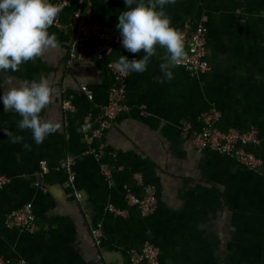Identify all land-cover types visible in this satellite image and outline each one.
Listing matches in <instances>:
<instances>
[{"label":"crops","instance_id":"obj_1","mask_svg":"<svg viewBox=\"0 0 264 264\" xmlns=\"http://www.w3.org/2000/svg\"><path fill=\"white\" fill-rule=\"evenodd\" d=\"M66 1L62 21L86 3L94 20L115 29L125 8L124 0ZM164 11L178 30L185 23L206 27L207 70L190 74L175 64L166 79L159 65L168 54L156 46L145 71L128 72L125 110L100 137L115 156V163L108 160L117 165L112 170L130 178L139 193L145 187L154 192L156 208L146 215L127 206V185L105 175L81 129L87 117L94 125L112 84L95 41L86 42L84 56L68 70L70 34L52 24L48 33L55 34L56 47L16 71L0 70V93L45 76L56 93L40 115L57 125L36 144L30 129L18 127L20 115L0 102V173L9 179L0 188V264L19 258L29 264H135L130 249L145 241L158 247V264H264V166L251 169L230 155L198 151L190 134L180 131L183 121L198 130L202 114L213 110L217 126H255L264 138V0H174ZM120 55L132 59L144 52L115 47L110 58ZM65 100L71 109L62 108ZM16 135L22 139L13 143ZM67 156L79 199L61 166ZM28 201L35 233L5 227L4 216ZM109 205L126 214L115 215ZM94 225L101 232L100 257L91 245Z\"/></svg>","mask_w":264,"mask_h":264},{"label":"built area","instance_id":"obj_2","mask_svg":"<svg viewBox=\"0 0 264 264\" xmlns=\"http://www.w3.org/2000/svg\"><path fill=\"white\" fill-rule=\"evenodd\" d=\"M53 3L61 5V11L54 20V26L64 29L70 34V42L65 61L66 69L70 70L73 62L81 59L85 54L86 42L95 41L94 53L103 58L106 67L112 78V84L107 91V101L101 106L99 117L94 125L90 124L89 117L85 118L81 124V129L91 152L98 160H102L101 169L109 178L112 177V165L108 161L114 158L112 152L105 149L100 137L102 133L109 128L115 118L125 110L123 102L125 83L128 72H120L116 69L114 61L110 54L115 47H123L120 43L119 32L107 25L94 20L90 15L89 6L86 3H79L71 12L67 21H62L61 12L67 6L66 0H52ZM182 34L185 44V55L176 65L183 68L190 74L202 73L208 68L204 58L206 27L201 24L190 25L185 23L179 30ZM84 94L91 99L92 93L85 85H81ZM63 109H71L70 102L65 100L62 103ZM219 118L217 111H206L202 114V124L198 130H192L188 122L180 123L182 134H190L191 142L198 151L210 150L224 153L235 158L243 165L256 169L264 166V157L255 153L253 147H259L264 138H260L255 126H249L245 129L235 127L221 128L216 125ZM73 160L70 156L65 157L61 166L66 173V182L76 199L80 198L79 192L74 187L75 174L72 168ZM43 168H46L43 165ZM264 175V171H263ZM9 179L0 173V188L3 187ZM38 185V183H36ZM128 207H136L137 211L146 215L156 208V199L154 192L150 187H145L143 195L137 196L130 189L124 193ZM108 209L115 215L126 214V210L117 209L112 205ZM3 225L7 228H17L28 234H34L36 225L33 222V208L31 202H25L19 207L9 211L3 218ZM91 245L97 257L101 256L99 250L101 245V232L98 225L90 228ZM130 260L135 264H158L159 250L154 244L145 241L139 248L130 249ZM2 261L0 260V263ZM16 264H29L25 259L19 258ZM104 264H113L106 261Z\"/></svg>","mask_w":264,"mask_h":264},{"label":"clouds","instance_id":"obj_3","mask_svg":"<svg viewBox=\"0 0 264 264\" xmlns=\"http://www.w3.org/2000/svg\"><path fill=\"white\" fill-rule=\"evenodd\" d=\"M172 2L174 0H124L125 8L117 15L115 25L120 43L129 52L143 50L144 55L132 59L120 55L114 61L117 70L145 71L156 46H161L168 57L159 67L166 79H172L171 67L185 55L182 34L164 11V5ZM60 11L61 5L52 0H0V70L16 71L45 49L56 47L55 34H49L48 28ZM55 93L56 89L41 75L38 80L25 81L0 93V102L5 110L13 109L20 115L18 127L30 129L34 142L40 144L46 135L57 130L55 123L40 115ZM21 139L16 135L12 142ZM23 146L30 147L27 143Z\"/></svg>","mask_w":264,"mask_h":264},{"label":"trees","instance_id":"obj_4","mask_svg":"<svg viewBox=\"0 0 264 264\" xmlns=\"http://www.w3.org/2000/svg\"><path fill=\"white\" fill-rule=\"evenodd\" d=\"M94 41V40H93ZM255 153H257L258 155L264 157V149L260 148V147H253L252 148ZM115 158V157H114ZM114 158H111L112 163H115ZM112 165V164H111ZM114 166V168H117L116 164H113L112 167ZM123 177L120 176V172L117 171L116 169L112 170V179L121 182L122 184H126L128 189H130L133 193H135L137 196H142L143 193L141 191V193H139L137 191L136 186L133 184V182L131 181L130 178L128 177H124V175H122ZM133 210H137L136 207L132 206Z\"/></svg>","mask_w":264,"mask_h":264}]
</instances>
